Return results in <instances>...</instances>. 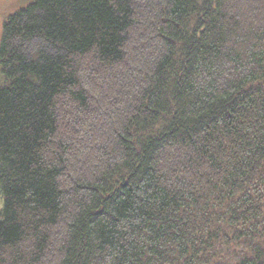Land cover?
<instances>
[{
	"label": "trees",
	"instance_id": "1",
	"mask_svg": "<svg viewBox=\"0 0 264 264\" xmlns=\"http://www.w3.org/2000/svg\"><path fill=\"white\" fill-rule=\"evenodd\" d=\"M0 73V264H264V0H32Z\"/></svg>",
	"mask_w": 264,
	"mask_h": 264
},
{
	"label": "rangeland",
	"instance_id": "2",
	"mask_svg": "<svg viewBox=\"0 0 264 264\" xmlns=\"http://www.w3.org/2000/svg\"><path fill=\"white\" fill-rule=\"evenodd\" d=\"M32 0H0V40L2 34V25L5 18L12 15L19 9L26 7ZM2 76L0 73V83Z\"/></svg>",
	"mask_w": 264,
	"mask_h": 264
}]
</instances>
